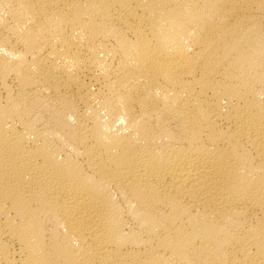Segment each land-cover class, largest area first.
Listing matches in <instances>:
<instances>
[{
  "label": "bare ground",
  "instance_id": "bare-ground-1",
  "mask_svg": "<svg viewBox=\"0 0 264 264\" xmlns=\"http://www.w3.org/2000/svg\"><path fill=\"white\" fill-rule=\"evenodd\" d=\"M0 264H264V0H0Z\"/></svg>",
  "mask_w": 264,
  "mask_h": 264
}]
</instances>
